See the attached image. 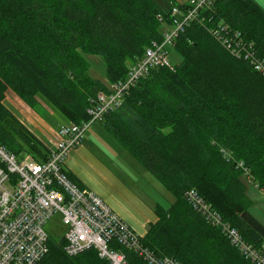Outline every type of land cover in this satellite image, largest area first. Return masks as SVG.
<instances>
[{
    "label": "trees",
    "instance_id": "16d2710c",
    "mask_svg": "<svg viewBox=\"0 0 264 264\" xmlns=\"http://www.w3.org/2000/svg\"><path fill=\"white\" fill-rule=\"evenodd\" d=\"M170 20L155 0H0V145L20 159L44 161L51 152L7 108L9 89L32 108L43 97L69 123L86 121L98 93L127 76ZM221 24L241 33L240 57L214 35ZM173 46L182 61L153 69L101 122L174 196L168 207L154 206L158 220L142 242L184 264H253L188 192L195 189L247 242L262 246L264 225L249 211L244 179L264 190V72L256 68L264 60V6L215 0ZM86 55L104 59L106 80L90 75ZM65 246L64 237H50L37 264H108L95 248L71 256ZM116 248L130 264H149Z\"/></svg>",
    "mask_w": 264,
    "mask_h": 264
},
{
    "label": "built area",
    "instance_id": "2783aa9c",
    "mask_svg": "<svg viewBox=\"0 0 264 264\" xmlns=\"http://www.w3.org/2000/svg\"><path fill=\"white\" fill-rule=\"evenodd\" d=\"M214 1L173 3L169 9L171 22L165 27L162 39L152 41L141 59L130 66L124 79L112 83L108 92L98 93L88 108V120L59 128V140L46 160L38 161L30 156L20 159L0 145V264H37L49 252L50 235L45 225L57 213L68 227L64 235L65 251L71 256L95 248L108 264H130L126 252L116 248V244H120L138 253L149 264H184L177 258L153 253L143 244V236L93 190L73 181L64 165L71 150L81 145L88 129L102 122L109 111L120 107L143 77L153 69L173 67L168 47L191 21L212 7ZM212 31L231 53L241 56L239 31L228 24L218 25ZM256 68L264 72V60L257 61ZM188 199L248 260L264 264V243L256 247L247 242L195 189L188 192Z\"/></svg>",
    "mask_w": 264,
    "mask_h": 264
},
{
    "label": "rangeland",
    "instance_id": "374dc122",
    "mask_svg": "<svg viewBox=\"0 0 264 264\" xmlns=\"http://www.w3.org/2000/svg\"><path fill=\"white\" fill-rule=\"evenodd\" d=\"M164 9L171 7L174 0H155ZM264 6V0H258ZM170 9V8H169ZM169 59L172 65L182 61L181 54L173 45L168 47ZM91 63L89 73L93 77L106 80V64L101 56L86 55ZM39 108L35 109L41 113L49 122L59 128L69 123L68 119L53 107L45 98ZM101 122L93 124L85 134L82 143L85 147L87 160L77 163V171L83 179L100 190H104L112 196L113 201L106 200L98 194L127 224L136 229L127 216H137L140 213L139 203L146 206L162 204L168 206L174 200V196L162 185V183L147 171L143 165L124 147L116 138L110 136L106 129L102 128ZM75 150V149H74ZM68 172L67 165H64ZM112 174L122 179L121 183L116 181ZM116 204L118 209L113 205ZM154 211V209H153ZM122 212V214H121ZM155 212V211H154ZM67 226L62 216L57 213L52 216L45 225V229L54 240L64 237ZM140 234L139 229H136Z\"/></svg>",
    "mask_w": 264,
    "mask_h": 264
},
{
    "label": "crops",
    "instance_id": "0c3cea01",
    "mask_svg": "<svg viewBox=\"0 0 264 264\" xmlns=\"http://www.w3.org/2000/svg\"><path fill=\"white\" fill-rule=\"evenodd\" d=\"M174 1H176V3L185 2V0H174ZM40 100L41 103L44 104L43 103L44 101L42 99ZM4 103L7 106V108H9L25 125H27L49 148L53 149L56 146L59 140L58 130L61 126L59 128H56L54 124L49 122L41 113H39L34 108L29 106L18 94H16L11 89L7 91ZM102 128H104V126ZM110 136L112 135L110 134ZM83 143H81V145H79L77 148H74L75 150L72 149L71 152L68 154L65 160V165H67L66 167H68V171L80 183V186L88 189L94 188L93 190H95L98 194L102 195L106 200L109 199V201H113L111 199L113 198L112 196L108 195V193L103 189L100 190L98 186L96 187L90 184L88 181L83 179L80 173L77 171V163L88 159V156L85 153V147L83 146L84 145ZM112 175L116 179V181L121 183L122 179L116 177L115 174ZM244 182L246 185V193L253 202L249 211L264 225V190L260 189L258 185L255 184L251 178L244 179ZM113 205L120 212L118 206H116V204L114 203ZM151 207L153 206H146L140 202L139 203L140 213L137 216L126 217L131 220V223L136 227V229H139L141 236H145L148 230V226L151 223H154L158 220L157 214L153 211ZM130 227L133 229L132 226ZM136 229L134 230L136 231Z\"/></svg>",
    "mask_w": 264,
    "mask_h": 264
}]
</instances>
